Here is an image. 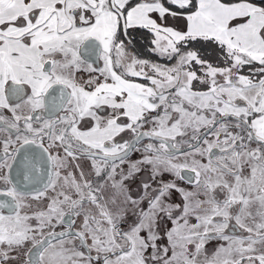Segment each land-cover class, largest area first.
<instances>
[{"label": "snow or ice", "instance_id": "snow-or-ice-1", "mask_svg": "<svg viewBox=\"0 0 264 264\" xmlns=\"http://www.w3.org/2000/svg\"><path fill=\"white\" fill-rule=\"evenodd\" d=\"M0 264H264V0H0Z\"/></svg>", "mask_w": 264, "mask_h": 264}, {"label": "flooded vegetation", "instance_id": "flooded-vegetation-1", "mask_svg": "<svg viewBox=\"0 0 264 264\" xmlns=\"http://www.w3.org/2000/svg\"><path fill=\"white\" fill-rule=\"evenodd\" d=\"M146 55H150V54H147V53H146Z\"/></svg>", "mask_w": 264, "mask_h": 264}]
</instances>
